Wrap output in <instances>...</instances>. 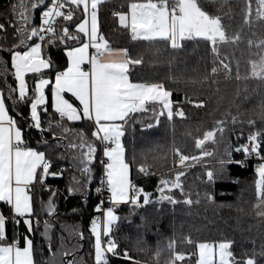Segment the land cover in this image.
Listing matches in <instances>:
<instances>
[{
  "label": "trees",
  "instance_id": "16d2710c",
  "mask_svg": "<svg viewBox=\"0 0 264 264\" xmlns=\"http://www.w3.org/2000/svg\"><path fill=\"white\" fill-rule=\"evenodd\" d=\"M19 2L20 0H0V24L5 26L0 30V91L4 94L10 110L12 101L7 100L9 89H17L18 82L11 67L9 49H12L14 44L19 45L20 40L16 32V28L19 27L17 19L19 8L17 15L14 16L11 6ZM49 2L50 0H45L46 4ZM130 2L131 0H107L99 5V34L105 37L112 49H126L130 59H141L140 64L129 66L131 80L163 83L172 91L173 107H179L185 113V118L174 116L172 121L162 116L158 125L151 110L132 114V118L125 125V134L122 137L126 158L131 161L135 157V162L130 167L131 180L146 192L153 193L155 199L158 196L156 187L160 178L171 176L175 171L173 149L179 148L187 155H198L199 150L195 148L194 138L202 136L203 131L210 129L216 120L226 123L223 142L206 145L209 150L216 149L214 155L205 158V166L196 164L187 170L185 177H182L185 191L192 193L191 205L182 202L172 205L165 201L143 205L135 210L129 205H119L116 211L119 219L111 233L118 244L117 251L122 253L126 249L130 256L139 260L141 264H157L155 256L159 249L161 251L159 264H164L170 255L167 246L174 240L175 250L184 252L187 257L177 264H195L197 242L231 241V250L237 259L254 258L256 264H264V217L257 215L260 209L255 207L254 162L245 159L243 152L232 151V162L223 165L219 163L221 159L228 160L224 154L226 146L231 145L233 149L239 147L240 144L247 142L250 132L264 127L260 119L264 111V82L245 79L250 68L248 61L258 58L256 53L259 49L255 45L258 41L264 40V24L257 22L252 27L243 26L244 0H226L223 5L206 0L204 7L214 14L221 15L222 22L230 33L242 32V39L238 44L221 46L220 59L228 57L224 62L230 63L231 74H226L217 61L216 66L220 70L213 75L211 73L214 66L213 54L210 46L204 41L184 42L180 49H172L167 42L157 41L150 44L142 40L133 41L130 32L121 27L119 18L113 15L115 12H127ZM42 10L43 5L32 10L28 27H39ZM64 10L67 11V7ZM81 18L80 12H76L73 21L66 22L58 18L55 25L57 36L60 35L61 25L65 24L69 31L76 35V23ZM47 39L48 36L41 42L38 37H33L26 42L27 45L41 43L44 59L52 62L48 70L27 76L29 97L33 94L35 81L39 78H48L52 82L55 73L65 70L67 66L66 51L80 45L78 40L64 42L56 40L53 44H48ZM249 39L253 41L251 49L247 43ZM80 40H83L81 34ZM16 50L26 49L20 47ZM237 61L240 66V79H236ZM12 94L18 95V91ZM45 95L48 98L47 112L40 111L41 123L48 129V121L51 120L53 131L59 132V129L54 127L60 117L54 113L51 106V85L47 87ZM69 100L74 105L79 104L71 97ZM189 100L203 101L204 107H195L194 103L188 102ZM16 112L28 118L30 104L17 102ZM16 112L10 111V114L16 116ZM232 117H236L235 124L232 123ZM16 118L19 120L18 116ZM249 119L255 121L254 127L247 123ZM63 123L74 129H83L88 139L97 145L95 159L91 165L93 174L91 182L86 184L83 190L69 193V186L78 187L73 184V177L81 181L83 178L70 158L67 156L64 159L57 158L63 151L57 149L50 153L53 158V170L63 168L64 171L60 177L46 178L45 184L49 186L48 189L46 187L45 190L40 184L34 188L33 232L27 231L21 218H17L20 220L19 224H14L10 208L5 203L0 204V213L7 217L6 223L21 243L26 235L33 240L36 264H61L65 257L61 253L72 249H76L78 261L82 260L83 264H94V237L91 236L88 224L96 216L95 208L99 204L96 189L101 173V145L91 137L93 129L91 122H68L65 119ZM149 123L154 126L148 128ZM21 126L26 141L33 147H37V141L42 135L44 139L50 142L52 140V132L45 131L41 134L35 128ZM217 138L219 139V134ZM141 164L148 166L149 175L143 176L138 172ZM206 168L215 173L213 183L207 182ZM53 192L58 193V196L54 197L58 211L55 209L54 217L46 214L45 218L40 219V215H45L40 212L44 211L43 206ZM196 193H199V196ZM206 193L212 195L211 202L207 200ZM174 195L177 200H183L179 190H174ZM196 200H199V203H196ZM45 220L51 226L50 241L43 235ZM74 230L82 232L84 238L80 239ZM186 238L191 239L193 243H187ZM189 253L193 255L188 257ZM109 257V264H131L130 261L111 255Z\"/></svg>",
  "mask_w": 264,
  "mask_h": 264
},
{
  "label": "snow or ice",
  "instance_id": "6c2138e0",
  "mask_svg": "<svg viewBox=\"0 0 264 264\" xmlns=\"http://www.w3.org/2000/svg\"><path fill=\"white\" fill-rule=\"evenodd\" d=\"M104 0H20L19 4H12L13 15L18 13L19 27L16 32L19 34V45L14 44L9 49L11 56V67L14 69L15 80L18 82L17 89H9L7 100L12 101L11 110L6 104V98L0 92V202L9 206L14 224H19L22 218L29 233L33 232L32 217L35 215L33 207V189L36 184L47 187L45 184L48 176L57 177L63 174L64 169L53 170V158L50 153L57 149H63L58 154L59 159L70 158L78 167L83 181L73 177V184L78 187L69 186V193L81 191L86 184L93 179L92 163L97 152V145L90 141L83 129H74L66 126L63 121L68 122L89 121L93 125L91 137L99 141L102 146V154L106 159H101L103 166V177L101 184L106 186L108 200L111 206L104 208L98 204L95 208L97 213L103 214V221L96 216L91 222L90 233L94 237V264H109V254L113 257L130 261L131 264L141 262L130 256L125 249L122 253L117 251L118 244L112 237L113 225L118 221L116 214L117 206L129 205L132 210L148 205L150 203L169 204L184 203L191 205V191L186 192L182 177H185L189 168L196 164L205 166V158L212 157L216 149L209 150L207 144L217 145L224 140L225 121L216 120L210 129L203 131L202 136L194 138L195 148L199 154L187 155L179 148L173 149L175 171L171 176H162L156 187L158 196L153 199V193L146 192L138 187L130 179V167L135 162V157L129 161L126 158L125 147L122 137L125 134V125L137 112L153 113L156 124L160 123V117L166 116L172 121L174 116L185 118V113L179 107H173L171 100L172 91L163 83L147 81H133L130 79V65H138L141 59H130L126 49L114 50L109 46L108 41L98 32V6ZM206 0H131L127 12L114 13L119 17L121 27L127 29L133 41L142 40L148 43L157 41L167 42L172 49H180L184 42L204 41L210 46L213 54L211 69L213 75L217 74L219 66L230 75L232 68L230 63L220 59L221 46L236 45L242 39V32L230 33L222 22L219 14L208 11L205 7ZM211 3L219 2L221 5L226 0H209ZM243 26L252 27L257 22L264 24V0H244ZM40 5L44 6L40 14L39 27H28L32 18V10ZM67 7V11L64 9ZM76 12L81 13V19L76 23V35H73L68 26L61 25L57 36L56 21L62 18L64 21H73ZM219 9H217V13ZM242 26V27H243ZM0 24V30L4 29ZM53 44L56 40H78L79 47H72L66 51L67 67L63 71L55 73V81L39 78L35 81L33 94L28 96V85L25 80L26 73H40L41 69L51 67V60L41 58V43L27 45V41L38 37L41 42L46 40ZM83 34V40H80ZM249 48L253 41H247ZM259 51L257 59L248 61L250 68L245 79H255L264 82V40L255 45ZM24 47L26 50H16ZM90 49L94 51L90 52ZM87 65V70L85 69ZM240 66L236 62V79H240ZM51 85V106L55 114L60 117L55 122L48 121V129L41 123L40 111L47 112L48 98L45 89ZM18 91V95H13ZM65 93H70L78 105L65 98ZM17 102L30 104V116L25 118L21 113L16 112ZM195 107H204L203 101L193 102ZM158 106V108H157ZM16 112V116L10 114ZM19 117V120L16 117ZM264 123V111L260 116ZM237 122L232 117V123ZM247 123L255 126V121L249 119ZM35 128L43 134L45 131L52 132L51 142L44 139L43 135L37 141V147H33L26 141L23 134V127ZM154 125L149 123L148 128ZM199 131V129H197ZM219 134V139L217 135ZM65 141H67L65 143ZM247 143L232 148L228 145L224 149L228 160L221 159V165L230 163L232 151L243 152L245 159L255 155L260 163L255 168V207L260 209L258 216L264 217V127L250 132ZM236 163H241L236 161ZM148 166L141 164L138 172L148 174ZM208 183L215 181V173L206 168ZM174 190H179L183 197L182 201L175 198ZM49 191H51L49 189ZM96 191L99 193L100 188ZM199 196V193H196ZM55 196V193H52ZM142 198V203H141ZM209 202L212 195L206 193ZM199 203V200L195 201ZM49 216L55 211L52 197L44 206ZM75 211V210H74ZM7 217L0 213V264H36L33 240L29 236L23 238V242L14 235L9 240L6 232ZM39 223V221H37ZM50 224L44 221L43 235L49 241ZM76 231V234L83 239V233ZM186 242L193 241L186 238ZM64 247L61 237V248ZM197 259L195 264H256L254 258L237 259L231 250V241L220 242H197L195 244ZM176 242L170 241L167 250L169 257L164 264H177L187 257L184 252L175 250ZM51 251V245L49 246ZM76 249L66 250L62 256L71 257L62 260L61 264H83L77 260ZM55 255V253L53 254ZM161 251L156 252L155 260L160 261ZM193 253L187 254L188 257Z\"/></svg>",
  "mask_w": 264,
  "mask_h": 264
},
{
  "label": "built area",
  "instance_id": "2783aa9c",
  "mask_svg": "<svg viewBox=\"0 0 264 264\" xmlns=\"http://www.w3.org/2000/svg\"><path fill=\"white\" fill-rule=\"evenodd\" d=\"M50 3V2H49ZM116 13V12H115ZM114 15V14H113ZM115 17H118L117 15H114ZM58 19V18H57ZM56 23H57V21H56ZM46 36H48L47 34H46ZM92 51H94V49H90V52H92ZM85 69H87V67H85ZM248 142V141H247ZM246 142V143H247ZM101 159H106V158H104L103 157V154H102V146H101ZM247 160H249V161H253L254 162V165H255V168H256V166H257V164L258 163H260L261 161H259L258 159H257V157L255 156V155H252V156H249L248 158H247ZM141 175H143V176H146L144 173H140ZM148 175H149V173H148ZM61 176V175H60ZM60 176H57V177H60ZM103 177V166L101 165V173H100V177H99V181H98V187L97 188H100L101 189V191L98 193L97 192V195H98V198H99V204H101V201H103V204H102V207H104V208H107V207H109V206H111L110 205V203H109V200H108V193H107V190H106V186L105 185H102L101 184V178ZM47 180V179H46ZM138 187H140L136 182H134ZM117 209L118 208H116V210L115 211H117ZM96 216H100V218H101V221L103 220V214L102 213H97L96 212ZM95 216V217H96ZM94 217V218H95ZM93 218V219H94ZM92 219V220H93ZM92 220H90V222H89V224H88V228L90 229L91 228V222H92Z\"/></svg>",
  "mask_w": 264,
  "mask_h": 264
},
{
  "label": "crops",
  "instance_id": "0c3cea01",
  "mask_svg": "<svg viewBox=\"0 0 264 264\" xmlns=\"http://www.w3.org/2000/svg\"><path fill=\"white\" fill-rule=\"evenodd\" d=\"M105 1H107V0H104V2ZM99 7V6H98ZM119 18V17H118ZM98 32H99V21H98ZM81 36H83V34H81ZM80 45H78V46H76V47H79ZM116 50H120V49H116ZM90 51V50H89ZM41 58H43L44 59V57H43V54H42V51H41ZM67 67V66H66ZM84 67H87V65H85ZM49 68H47V69H41V72L40 73H42V72H44V71H46V70H48ZM66 69V68H65ZM87 70V69H86ZM33 74H39V73H26L25 74V80H26V78H27V76H29V75H33ZM48 79V78H47ZM51 81V80H50ZM54 81H55V78H54V80L52 81V83H54ZM27 83V82H26ZM46 89H47V87H46ZM46 89H45V91H46ZM1 92V91H0ZM65 95V98L66 99H68L69 100V97H71V98H73L74 100H75V97H73L70 93H65L64 94ZM70 101V100H69ZM76 101V100H75ZM71 102V101H70ZM77 103H79L78 101H76ZM37 187V184L35 185V187L34 188H36ZM49 188V186H47V189ZM34 190V189H33ZM56 196H58V193L56 192L55 193V196L54 197H56ZM54 197L52 196V200H53V204H54V206H55V209H57V207H56V205L57 204H55V199H54ZM50 198V197H49ZM49 200V199H48ZM48 200H47V202H48ZM47 202H45V204H44V206L47 204ZM1 203H4V202H0V204ZM57 203V202H56ZM43 206V210L44 211H42V212H40V213H45V214H47V212H46V209H45V207ZM33 207H34V204H33ZM119 206H117V208H118ZM33 218H34V216H33ZM22 219V218H21ZM103 221V220H102ZM32 225H33V222H32ZM115 225V224H114ZM114 225H113V227H114ZM27 228V227H26ZM6 232H7V236H8V238H9V240H11L12 239V237L14 236V231L13 230H10V227L8 226V224L6 223Z\"/></svg>",
  "mask_w": 264,
  "mask_h": 264
},
{
  "label": "rangeland",
  "instance_id": "374dc122",
  "mask_svg": "<svg viewBox=\"0 0 264 264\" xmlns=\"http://www.w3.org/2000/svg\"><path fill=\"white\" fill-rule=\"evenodd\" d=\"M121 139H122V138H121ZM130 179H131V177H130ZM45 182H46V181H45ZM43 188L46 190V187H43ZM49 197H52V195H51V196H49ZM56 211H58V209H57ZM38 214L40 215V213H38ZM39 215H38V217H39ZM47 215H48V214H47ZM47 215H46V214H45V215H43V216H41V215H40V217H39V218H40V219H41V218H45ZM54 215H55V214H52L51 216H52V217H54ZM48 216H49V215H48ZM109 255H111V254H109Z\"/></svg>",
  "mask_w": 264,
  "mask_h": 264
},
{
  "label": "water",
  "instance_id": "95a60500",
  "mask_svg": "<svg viewBox=\"0 0 264 264\" xmlns=\"http://www.w3.org/2000/svg\"><path fill=\"white\" fill-rule=\"evenodd\" d=\"M156 125H158V124H156ZM69 258H71V257H64V260L69 259Z\"/></svg>",
  "mask_w": 264,
  "mask_h": 264
}]
</instances>
